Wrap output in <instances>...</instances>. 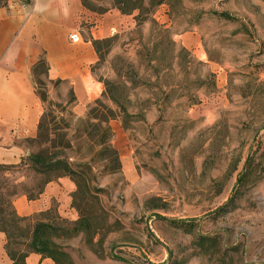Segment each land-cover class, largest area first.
<instances>
[{"label":"rangeland","instance_id":"rangeland-1","mask_svg":"<svg viewBox=\"0 0 264 264\" xmlns=\"http://www.w3.org/2000/svg\"><path fill=\"white\" fill-rule=\"evenodd\" d=\"M170 1L108 36L93 67L127 111L101 98L117 114L118 159L92 144L68 83L50 81L42 67L33 75L46 117L41 136L26 140L30 153L91 167L88 198L78 192L75 202L100 211L103 227L93 242L86 233L56 239L74 264H264V0ZM88 2L114 8L113 0ZM162 91L172 93L167 102ZM47 178L29 164L0 171V193L8 201L35 194ZM201 236L216 244L200 248Z\"/></svg>","mask_w":264,"mask_h":264},{"label":"crops","instance_id":"crops-1","mask_svg":"<svg viewBox=\"0 0 264 264\" xmlns=\"http://www.w3.org/2000/svg\"><path fill=\"white\" fill-rule=\"evenodd\" d=\"M134 16L117 8L94 12L82 0H9L0 7V164H16L29 155L26 140L38 132L45 103L36 92L32 70L39 59L45 57L50 81L70 85L75 97L73 111L83 117L97 99H104L105 86L93 72L99 60L93 40L132 27ZM72 33L78 35V41H72ZM122 168L133 176L131 156L123 157ZM77 189L76 182L65 175L48 182L37 198L22 193L13 204L22 217L46 220L44 214L54 211L75 221L80 216L73 205ZM6 242V234L0 231V264H13ZM26 264L55 262L31 252Z\"/></svg>","mask_w":264,"mask_h":264},{"label":"trees","instance_id":"trees-1","mask_svg":"<svg viewBox=\"0 0 264 264\" xmlns=\"http://www.w3.org/2000/svg\"><path fill=\"white\" fill-rule=\"evenodd\" d=\"M29 2V0H24ZM85 8L92 10L98 13H104L107 10L96 11L88 0H82ZM8 0H0V7L7 5ZM172 5L170 0H113L114 8H117L122 14L132 15L134 11L138 10V14L134 16L135 21L139 26H141L144 21L152 17L154 10L157 6L161 4ZM215 14L231 20L233 19L232 15L226 11H214ZM111 38L105 39H95L93 40V45L96 49V52L100 55H103L102 47L103 43H106ZM42 67L46 71L48 76V67L47 62L44 56H42L39 61L34 65L32 70V75H34L37 70ZM212 77V75H211ZM60 82V81H59ZM105 84L104 98H108L119 108L126 113V108L121 105L118 100V97L114 94L113 90L109 87L111 83L109 81H103ZM214 85V81H212ZM38 93V92H37ZM162 99L164 102H167L171 99V92L162 91ZM39 97L43 102H46V93H38ZM103 99V98H102ZM101 98L97 99L93 106L88 109L87 114L83 119H88V135L92 140L93 145L105 146L110 151L111 157H117V151L111 146V139L114 134L112 126L110 125V120L116 118L117 114L114 109L109 107L105 101ZM46 117L44 113L40 123L38 125V131L41 136V129L43 128V120ZM93 120V121H91ZM29 164V166L37 173L46 174L48 178L46 179L44 185L38 190L35 194L27 195L29 199L37 198L44 189V186L52 181L56 180L61 176H70L77 184V191L74 196L73 205L79 211V218L75 221H69L67 219L61 218L56 212L48 211L46 214L54 212L58 221L51 219H41L36 217H22L18 215L14 207L13 201H8L4 193H0V231L4 232L7 237L6 250L8 255L13 261V264H26V257L31 253H39L43 257H49L54 260L55 264H74V259L70 252L61 244H59L56 239L65 236L73 237L79 233H86L89 237V241L93 242L92 233L94 234L95 230L103 225H96V220L100 221V211L90 209L88 212L82 208V206L75 202V197L77 193H83L86 196L90 191V185H88L89 176L91 172V167L88 164H79L77 168L73 167L66 158H63L59 155H49L48 151H38L35 153H30L27 158H22L19 163L16 164H0V171L11 172L15 169L20 168L21 166ZM249 173V169L246 170L243 177ZM242 177V179H243ZM5 182H2L0 179V186H4ZM15 192V191H14ZM10 193L13 195L16 193ZM11 207L12 209H9ZM102 211V210H101ZM55 219V218H54ZM101 223V222H100ZM66 225V226H63ZM99 226V227H98ZM102 238L99 242L101 243ZM216 241V238L209 236H201L196 241L200 248L207 250V246L210 242ZM216 244V242H215ZM24 246L25 248H21ZM211 249V248H210Z\"/></svg>","mask_w":264,"mask_h":264},{"label":"built area","instance_id":"built-area-1","mask_svg":"<svg viewBox=\"0 0 264 264\" xmlns=\"http://www.w3.org/2000/svg\"><path fill=\"white\" fill-rule=\"evenodd\" d=\"M93 23H94V25L96 24L95 22H93ZM70 38H71L72 41H74V42L78 41V39H79V37H78V35H77L76 33H72V34L70 35Z\"/></svg>","mask_w":264,"mask_h":264},{"label":"bare ground","instance_id":"bare-ground-1","mask_svg":"<svg viewBox=\"0 0 264 264\" xmlns=\"http://www.w3.org/2000/svg\"><path fill=\"white\" fill-rule=\"evenodd\" d=\"M133 175H135V172L133 171Z\"/></svg>","mask_w":264,"mask_h":264}]
</instances>
